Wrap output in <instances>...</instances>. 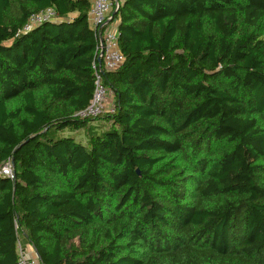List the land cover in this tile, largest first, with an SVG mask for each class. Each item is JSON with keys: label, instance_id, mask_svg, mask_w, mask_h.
Returning <instances> with one entry per match:
<instances>
[{"label": "trees", "instance_id": "obj_1", "mask_svg": "<svg viewBox=\"0 0 264 264\" xmlns=\"http://www.w3.org/2000/svg\"><path fill=\"white\" fill-rule=\"evenodd\" d=\"M118 2L115 112L82 120L92 1L0 0V264L15 223L41 264H264V0Z\"/></svg>", "mask_w": 264, "mask_h": 264}, {"label": "built area", "instance_id": "obj_2", "mask_svg": "<svg viewBox=\"0 0 264 264\" xmlns=\"http://www.w3.org/2000/svg\"><path fill=\"white\" fill-rule=\"evenodd\" d=\"M119 8L118 0H93L89 12V26L96 33V49L92 63L94 71V93L89 105L82 111L75 114V117L87 120L96 119L105 114H114L115 103L112 91L103 82V74L118 70L125 62V56L121 52L118 40L117 23L109 22L114 10ZM55 13L48 9L43 13L32 17L30 24L25 28L31 29L35 24L53 19ZM10 179H15V172L12 164H6L0 169ZM16 224L18 233L17 241V264H41L38 258H32L27 249L23 246L22 230Z\"/></svg>", "mask_w": 264, "mask_h": 264}, {"label": "rangeland", "instance_id": "obj_3", "mask_svg": "<svg viewBox=\"0 0 264 264\" xmlns=\"http://www.w3.org/2000/svg\"><path fill=\"white\" fill-rule=\"evenodd\" d=\"M63 135L64 136H74L78 142H80L82 144L87 143L86 132H84V131H78L75 133H71V132L66 131V132H64Z\"/></svg>", "mask_w": 264, "mask_h": 264}, {"label": "crops", "instance_id": "obj_4", "mask_svg": "<svg viewBox=\"0 0 264 264\" xmlns=\"http://www.w3.org/2000/svg\"><path fill=\"white\" fill-rule=\"evenodd\" d=\"M91 1H93V0H91ZM23 246L25 247V249H27L29 255L32 258H38L37 255H36V252H35L34 248L29 244V242L25 238H23Z\"/></svg>", "mask_w": 264, "mask_h": 264}, {"label": "water", "instance_id": "obj_5", "mask_svg": "<svg viewBox=\"0 0 264 264\" xmlns=\"http://www.w3.org/2000/svg\"><path fill=\"white\" fill-rule=\"evenodd\" d=\"M118 14V9H116V10H114L113 11V13H112V17H111V19L109 20V22H113L114 21V18L116 17V15ZM13 162V164H14V160L12 161ZM35 250V249H34ZM35 252H36V255H37V257H38V259L40 258V256H39V253L35 250Z\"/></svg>", "mask_w": 264, "mask_h": 264}]
</instances>
